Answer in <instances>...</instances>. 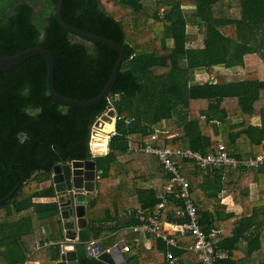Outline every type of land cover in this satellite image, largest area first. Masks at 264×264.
I'll return each mask as SVG.
<instances>
[{"label":"trees","instance_id":"16d2710c","mask_svg":"<svg viewBox=\"0 0 264 264\" xmlns=\"http://www.w3.org/2000/svg\"><path fill=\"white\" fill-rule=\"evenodd\" d=\"M232 1L238 5L239 16L230 13ZM56 5L57 0H0V56L44 48L54 60L57 92L91 99L102 91L119 54L62 28ZM61 17L76 28L118 42L124 57L108 96L91 106H66L49 94L47 64L41 55L0 72V199L17 186L0 204V264L40 258L34 252L39 249L33 242L35 228L46 229L38 244L63 238L56 201L33 200L55 196L51 183L42 186L51 182L55 164L95 161L96 194L94 204L86 209L87 228L90 238L102 237L103 248H108L125 237V228L138 223L137 209L144 215L155 214L161 195L166 202L159 220H186L177 214L182 201L164 190L169 176L157 156L145 152L140 156L137 151L155 129L157 146L209 153L222 142L226 152L237 158L264 150V0H154L153 5L144 0H63ZM198 33L200 46L191 45ZM249 54L260 58L263 77L254 70L237 80L211 74L216 66H243ZM200 68L210 78L194 80V71ZM110 106L117 117L116 134L109 139L106 153L94 154L91 126ZM253 117L260 122L253 124ZM125 119L130 120L128 124ZM242 140L248 144L246 153L237 147ZM128 153L132 158L121 161ZM137 160H142L141 165ZM147 164L150 188L130 194L114 183L118 175L139 178L137 171ZM177 164L189 182L200 227L207 233L218 230L212 245L214 264H264V206L255 207L264 200L252 202L248 196L251 181L263 188L264 164L202 168L184 158H177ZM222 190L230 191L233 202L243 207L241 214L224 210L218 197ZM206 191L216 203L213 211L199 204ZM107 196L112 197L109 204ZM97 207L101 213L95 212ZM128 208L133 210L129 215ZM228 224L231 234L220 238V230ZM138 236L133 232L126 237L129 249L122 254L127 264H167L159 237L147 234L150 245L145 247L132 241ZM173 236L178 243L173 249L174 264H202L185 248L193 240L191 235L176 232ZM51 245L46 258L58 260L59 247ZM222 252L225 258H219ZM76 254L77 264H107L87 256L82 243L76 244Z\"/></svg>","mask_w":264,"mask_h":264},{"label":"water","instance_id":"95a60500","mask_svg":"<svg viewBox=\"0 0 264 264\" xmlns=\"http://www.w3.org/2000/svg\"><path fill=\"white\" fill-rule=\"evenodd\" d=\"M63 0H57L55 15L59 25L87 40L98 42L115 49L119 56L114 64L113 70L102 91L95 97L87 100H79L66 97L57 92L53 84L54 60L50 52L41 47H30L17 54L10 56H0V72H6L33 55H41L45 58L47 64L46 85L49 94L59 103L66 106H91L100 100L106 98L114 84L121 62L124 57V49L113 40L95 35L93 33L76 28L63 21L61 17V8ZM115 115L113 108H109L94 121V126H102L104 122L112 121ZM114 128L112 122L111 129ZM95 161L69 160L65 163L55 164L51 169V183L55 192V200L58 206L64 236L66 241L61 245L59 260L55 264H77L76 244L72 240L77 237L79 242H85L89 239V230L87 228L86 207L94 204V200L86 199V193L93 192L95 187ZM15 186L6 196L0 199V204L7 201L15 192ZM99 253L96 258L107 264H127L121 252L123 245L119 241L111 245L108 250H104L101 242L97 240ZM87 256H92L89 250H84Z\"/></svg>","mask_w":264,"mask_h":264},{"label":"built area","instance_id":"2783aa9c","mask_svg":"<svg viewBox=\"0 0 264 264\" xmlns=\"http://www.w3.org/2000/svg\"><path fill=\"white\" fill-rule=\"evenodd\" d=\"M109 108H111V106L108 107L107 110ZM116 119L117 117L115 114L112 118V121L108 122L111 124L113 122L114 128H110L107 132H104L102 127L103 125L91 126L90 146L92 153L100 154L101 152H94L96 148L93 146H96L97 144L102 145L104 142L107 144L109 139L116 134ZM124 121L126 124H128L130 120L125 119ZM157 131L158 130L155 129V131L150 136V141L146 142L144 146L138 148L137 150L146 153H153L157 156L164 172L169 176L164 190L166 193L173 194L175 198L182 201L183 207L177 211V214L185 216L186 220L182 222H161L159 220V210L163 208L166 202L165 198L161 195L162 199L157 205L158 210L155 212V214L144 215L140 209L136 210L138 223L130 226V230L132 233H138L139 235L143 236H146L147 234H154L156 237H159L165 245L167 264H174L176 261V257L173 255V249L178 247V243L174 238L173 233L179 232L182 235H191L193 240L192 242L186 244L185 248L194 252L202 264H214L216 256L212 251V245L217 241L215 234L218 233V230L212 229L209 233H207L200 227L197 217L196 205L189 190V182L180 170L177 164V158L190 159L197 162L202 168L207 166H225L231 169H236L239 167L251 168L259 167L264 164V150L256 156L237 158L229 155L226 152L222 142H219L215 150L209 153H201L190 148L157 146L154 144ZM127 139L131 141V136L128 135ZM104 149L102 153L106 152ZM132 211V209L128 208L126 210V214L129 215L132 213ZM165 225H168L173 233H170L166 228H164ZM135 240L137 239L135 238ZM72 242L75 244L82 243L83 249L89 250L94 257H96V255L99 253L98 245L96 244L97 240L95 239H88L85 242H79L78 238L75 237ZM51 243L52 242L49 241L44 245H49ZM128 249L129 245L123 242L121 252L127 251ZM104 250H108V248H104ZM226 255L227 254L225 252H222L219 254V258H225Z\"/></svg>","mask_w":264,"mask_h":264},{"label":"crops","instance_id":"0c3cea01","mask_svg":"<svg viewBox=\"0 0 264 264\" xmlns=\"http://www.w3.org/2000/svg\"><path fill=\"white\" fill-rule=\"evenodd\" d=\"M248 57V56H247ZM250 60H251V58H250ZM244 65H247V63L245 62V64ZM231 68H233V67H231ZM258 72V71H257ZM259 75H260V78L261 77H263V71H262V73L260 74V73H258ZM251 122L253 123V124H258L259 122H260V119L258 118V117H253L252 119H251ZM167 125V124H166ZM104 126H109L108 128H107V130H109L111 127H112V124L111 123H105L102 127L104 128ZM169 125H167V127H168ZM103 137V136H102ZM104 147H105V149H104ZM237 147L239 148V150L240 151H242V152H244V153H246V152H248V144H247V141L246 140H242V141H239L238 143H237ZM103 149L104 150H106V152H107V150H108V142H107V144L104 142L102 145H101V147L100 148H96L95 150H94V152L95 153H102V151H103ZM138 151V150H137ZM105 152V153H106ZM100 153V154H101ZM138 153H140L139 155L140 156H143L142 155V153H144L143 151H138ZM146 153V152H145ZM102 154H104V153H102ZM148 155V154H147ZM146 155V156H147ZM132 158V155H131V153H128L127 155H124V156H122L121 158H120V160L121 161H127L128 159H131ZM140 162L142 161V160H139ZM138 160L136 161V164L137 165H141V164H138V163H140ZM145 168V169H144ZM144 168H142V169H139L138 171H137V176H139V178H130V177H127V176H124V175H118V178L114 181V183H116L118 186H120L122 189H125L128 193H130V194H132V193H135L137 190H139V189H147V188H150V180H149V178H147L146 176H148L149 177V174L147 173V171L146 170H148V168H149V165L147 164V165H145L144 166ZM143 170H145V171H143ZM165 173V172H164ZM183 174H184V172H182ZM166 174V173H165ZM185 175V174H184ZM140 176L141 177H143V176H145L146 178H140ZM235 178V176H233V179ZM97 179V173H96V169H95V180ZM228 181L229 180V177L226 179V178H222V181L223 182H225V181ZM49 182L50 181H46V182H44L43 184H42V186H47V185H49ZM95 182V181H94ZM51 183V182H50ZM52 184V183H51ZM94 187H95V189H94V191L93 192H90V193H86V199H92V200H94V196H95V194H96V185H94ZM207 193H208V191H206V194L205 193H203L200 197H199V204L203 207V208H205V209H207V210H209V211H213V210H215L216 208H215V206H216V203H215V201L212 199V198H210V197H208V195H207ZM248 196H249V200L250 201H252V202H255V201H263L264 200V186H263V188H261L258 184H257V182H255V181H251L250 183H249V194H248ZM218 197H219V199H220V202L225 206V211L226 212H232V213H234V214H236V215H239V214H241L244 210H243V207L241 206V205H239V204H235L234 202H233V199H232V196H231V193H230V191H226V190H222V191H220L219 193H218ZM34 201H38V202H48V201H56L55 200V196L54 197H37V198H34L33 199ZM257 205V204H256ZM258 205H260V206H255L256 207V209H260L261 208V206H264V203L262 202L261 204H258ZM86 209H87V207H86ZM131 209V208H130ZM218 211H223V209H219ZM21 214H26L25 212H23V213H21ZM261 216V214L259 215V217ZM87 223H88V221H87ZM61 226H62V220H61ZM164 228H166L170 233H173L172 231H171V229L169 228V226L168 225H165L164 226ZM224 228V230H220V234H221V236H220V238L221 237H223V236H228V235H230L231 234V225L229 226V224L228 225H226V227H223ZM125 231H123L124 232V234H125V237H123L122 239H120L119 241H122V242H126L127 244H128V242H127V240H126V237L128 236H130L131 237V235L133 234L132 232H131V230H130V227H128V228H125L124 229ZM35 233H34V247L35 248H39L37 251L39 252V257L40 258H35V259H33V260H27V261H25L24 262V264H55V262L57 261V260H55V261H52V260H49V259H47L46 258V250L48 249H51L52 247V245H43V244H40L39 246H37L36 244H38V241H39V238L40 237H42L41 236V233L42 232H46V229H44V228H42V229H38V228H35ZM115 233V232H114ZM113 233V234H114ZM112 234V235H113ZM175 233H173V235H174ZM62 235H63V238L62 239H60V240H58V241H56V242H54V241H52L53 242V244H57L58 245V247H59V256H60V251H61V245L63 244V243H65V242H68V241H66V237L64 236V229H63V227H62ZM104 237V236H103ZM102 237H99V238H95V240H99L100 242L102 241V239H101ZM135 238L137 239V240H135ZM89 239H94V238H90V232H89ZM119 241H117V242H119ZM136 245L137 244H139V243H143L144 244V246L145 247H148L149 245H150V243H149V241H148V239L146 238V236H143V235H139L138 237H134V239L132 240ZM117 242H115V243H117ZM114 243V244H115ZM245 244V243H244ZM243 243H241L240 245L241 246H243L244 245ZM113 245V244H112ZM103 246V245H102ZM40 248H42V249H40ZM109 248V247H108ZM104 249V248H103ZM44 250V251H43ZM43 253H44V255H43ZM46 260V261H45ZM58 260H59V258H58Z\"/></svg>","mask_w":264,"mask_h":264},{"label":"rangeland","instance_id":"374dc122","mask_svg":"<svg viewBox=\"0 0 264 264\" xmlns=\"http://www.w3.org/2000/svg\"><path fill=\"white\" fill-rule=\"evenodd\" d=\"M144 3H148V4H151L153 5L154 4V0H144ZM231 11L230 13L234 16H239L240 14V11H239V8H238V5L236 2L232 1L231 2ZM201 33H198L197 34V39L196 40H193L190 42L191 45H194V46H200L201 44ZM156 36V34H155ZM157 36H161V32L160 33H157ZM251 58V60H250ZM245 62L247 63V65H243V66H233V68L229 67V68H225L223 66H216L215 69H214V72L211 73L212 75L216 74V73H219V74H224L225 77L227 79H230V80H237V79H240L242 77H244L246 75V73L248 71H251V70H254V71H258V73H262L263 69H262V62L260 60V58L255 54H249L248 57L245 56ZM210 73H207L205 71V69H196L194 71V75H195V79L196 81H205L207 80L208 78H210L211 76ZM109 126H104V130H107ZM93 147L95 148H100L101 145L100 144H97L96 146L94 145ZM50 183V182H49ZM106 203L109 204V202H111L112 200V197L111 196H107L106 198ZM95 212L96 213H101V208L97 207L95 209ZM42 238H45V236H42ZM114 238H112L113 240ZM49 241H51L50 239H46L44 240L41 244H45V243H48ZM119 241V240H118ZM52 242V241H51ZM53 243V242H52ZM51 243V244H52ZM49 244V245H51ZM37 246H39L40 244H36ZM107 245V244H105ZM42 249V248H41ZM34 252L36 253L35 255H39V252L37 250H34ZM126 253H124L125 255ZM46 261V260H45Z\"/></svg>","mask_w":264,"mask_h":264}]
</instances>
